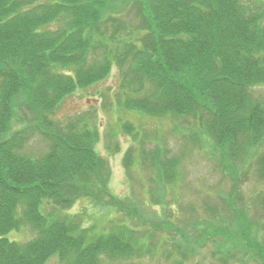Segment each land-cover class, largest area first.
<instances>
[{
  "label": "trees",
  "instance_id": "1",
  "mask_svg": "<svg viewBox=\"0 0 264 264\" xmlns=\"http://www.w3.org/2000/svg\"><path fill=\"white\" fill-rule=\"evenodd\" d=\"M114 68L121 111L193 119L197 138L218 148V167L231 174L233 190L222 197L228 216L213 212L219 225L212 222L205 231L198 220L194 245L220 236L221 264L248 254L264 264V242L257 237L264 225L237 206V171L224 157L247 160L264 144V98L255 94L264 86V0H0V264H46L55 256L64 264H103L104 258L153 255L164 246L182 255V244L167 237L157 244L151 234L140 242L134 227L114 220L94 234L69 213L85 200L125 218L143 215L111 192L109 161L96 150L95 114L72 117L66 126L53 117L68 97L103 82ZM22 112L34 117L49 142L39 156L27 152L31 126ZM122 128L134 134L132 124ZM133 154L124 157L130 178ZM141 154L140 167L152 162L161 183L176 180L180 159L168 149ZM258 161L264 177V152ZM157 190L162 201L167 187ZM256 201L264 207V196ZM23 229L31 239L8 238ZM225 241L234 243L228 252ZM242 248L247 252L236 257Z\"/></svg>",
  "mask_w": 264,
  "mask_h": 264
},
{
  "label": "rangeland",
  "instance_id": "2",
  "mask_svg": "<svg viewBox=\"0 0 264 264\" xmlns=\"http://www.w3.org/2000/svg\"><path fill=\"white\" fill-rule=\"evenodd\" d=\"M120 85V73L114 68L103 82L91 88L78 90L68 97L53 117L60 126H66L73 119L72 117L95 114V124L99 134L96 150L109 161L112 171L111 192L121 199L133 202L134 209L138 210L139 215L143 214L144 218L140 219V216L133 215L125 218V213L117 215L114 209H99L85 200L75 203L69 210L70 215L81 220L86 229L93 228L94 234L108 230L112 226L109 222L114 220L120 225L134 227L137 231L136 236L140 235V242L142 240L148 242L152 234L155 235L154 240L157 244L164 237L171 239L170 242L182 244V255L187 249L194 247L196 250V254L190 252L189 257L185 259L176 247L164 246L153 249V255L145 253L141 257L129 260L104 258L103 264H181L178 261H182L183 264H221L222 262L219 261L221 253L218 250L220 244L224 242L222 237L211 236L207 241H203L205 245L201 248H198L197 244L194 245L195 238L200 235L196 231L198 220L201 222L199 228L205 231L209 230L208 225L212 222L215 227L219 225L211 219L210 215L213 212L228 216L227 212L222 213L226 210L222 197H227L232 192L234 183L231 174L224 173L218 167V164H221L219 161L221 152L211 141L202 143L200 141L202 137L197 138L195 133H199L200 126L191 118H155L141 111H121L115 103L117 95L122 92ZM255 94L264 98V86L257 88ZM21 119L26 120L28 126H31L27 152L39 156L47 151L49 142L43 138L39 130H36L34 117L30 113L22 112ZM125 124L133 125L134 134L124 132L122 127ZM158 146H161V149H168L170 157L180 159L177 177L173 183L166 180L161 183L157 179V170L150 161H147L150 165L140 167V159L145 157H142L141 153L150 155ZM129 150L135 155L133 157L135 163L130 170L132 179L124 167V157ZM262 152H264V144L253 155L247 157V160L231 161L228 155L224 157L228 161L227 165L230 164L237 171L241 197L237 206L242 207L243 204L252 219L264 225V207L260 202H253L256 196H264V177H261L258 166ZM159 185L161 189L167 187L162 201L156 200L162 198V191L157 190ZM249 207L251 209H248ZM53 208L55 207L52 205L47 206L45 211L52 212ZM255 210L259 211L257 216L254 215ZM226 218L229 220V217ZM120 219L124 221L120 222ZM260 228H262L260 231H256L257 237L264 242V228L262 225ZM32 236L31 231L23 229L20 232L12 231L8 238L24 242ZM143 236L145 239L141 238ZM187 238L190 242L186 241ZM233 244L225 241L224 252H228L226 249H231ZM245 252L247 248H242L235 252V256L241 257ZM251 253L254 254V251ZM166 254L170 255V260L166 259ZM239 260H244L245 263ZM242 263L257 264L250 254L245 255L243 259L233 257L228 264ZM46 264L64 263L55 256Z\"/></svg>",
  "mask_w": 264,
  "mask_h": 264
}]
</instances>
